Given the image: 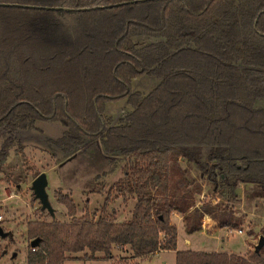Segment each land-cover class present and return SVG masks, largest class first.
Wrapping results in <instances>:
<instances>
[{
  "label": "trees",
  "instance_id": "obj_1",
  "mask_svg": "<svg viewBox=\"0 0 264 264\" xmlns=\"http://www.w3.org/2000/svg\"><path fill=\"white\" fill-rule=\"evenodd\" d=\"M2 3L13 4L0 5L4 182L19 188L25 174L37 176L21 138L40 132L39 121L63 128L46 138L54 159L98 140L109 171H121L102 207L89 211L86 201L80 216L71 193L54 190L70 220L28 222L26 264L77 253L110 260L114 247L128 254L121 264L158 250H175L174 264H264V247L245 256L176 250L171 220L178 213L198 229L207 215L238 229L236 189L248 185L250 199L254 186L264 191V0ZM143 76L157 80L146 92L134 88ZM121 99L128 109L114 119L106 106ZM202 179L212 196L197 203ZM119 197L133 202L123 220L107 210Z\"/></svg>",
  "mask_w": 264,
  "mask_h": 264
},
{
  "label": "rangeland",
  "instance_id": "obj_2",
  "mask_svg": "<svg viewBox=\"0 0 264 264\" xmlns=\"http://www.w3.org/2000/svg\"><path fill=\"white\" fill-rule=\"evenodd\" d=\"M157 80L143 76L134 82V88L146 92L156 84ZM257 106L264 107V102H257ZM124 99L108 103L106 113L114 119L127 110ZM37 125L40 132L24 133L21 138L23 153L29 163L33 164L38 174L47 173V192L50 203L54 209V216L47 210H41L39 202L34 198L31 190V182L36 177L31 173L25 174L19 188L7 185L4 176L0 173V216L4 231L11 234L5 238L0 237V264H26V252L28 239L26 226L30 221L46 220L53 217L59 221H69L66 208L58 203L54 197V190L62 189L63 192L71 193L76 204V215L80 216L86 209V201L89 211L99 210L106 198L107 189L111 182L121 176L120 168L109 171V158L100 148L98 140H92L89 144L76 150L69 155H61L56 151L57 159H54L46 147V138L58 137L63 128L57 123L39 121ZM1 142V139H0ZM15 149V148H14ZM207 149H200L197 154L205 156ZM13 148L9 154L11 159ZM108 171V172H107ZM37 174V175H38ZM196 175L197 171H193ZM201 176H203L201 174ZM95 178H98L97 180ZM203 188L195 192V201L201 202L209 199L212 194L208 193V185L201 180ZM241 192H237L238 202L235 204V215L242 220L238 229L206 227L196 230H188L183 223H179L180 215L173 213L171 220L177 226V244L180 250L206 251V252H234L244 254L253 250L258 237L264 235V191L254 186V197L246 198L243 185ZM112 195V194H111ZM133 208L132 200L123 201L121 197L113 199L107 210H114L117 219L127 218ZM49 214V216L47 215ZM186 217V216H185ZM193 225V219H189ZM219 222V219H217ZM183 221V220H182ZM212 222L214 220L211 219ZM216 223V222H214ZM219 226V223L217 224ZM241 230L242 233H237ZM252 232V234H249ZM113 259H87L83 253L68 256L62 264H121L128 254L117 247L113 248ZM100 255L99 253L96 254ZM147 257V258H146ZM139 259H128L127 264H174L175 252L163 251L153 256Z\"/></svg>",
  "mask_w": 264,
  "mask_h": 264
},
{
  "label": "water",
  "instance_id": "obj_3",
  "mask_svg": "<svg viewBox=\"0 0 264 264\" xmlns=\"http://www.w3.org/2000/svg\"><path fill=\"white\" fill-rule=\"evenodd\" d=\"M2 6H13V4L9 3H2L0 4ZM19 6V5H16ZM22 7H31V6H22ZM48 9H54V10H69L68 8H62V7H51ZM47 186H48V178L46 172L39 173L31 182V190L33 193L34 198L39 202L40 207L42 210H47V212L54 216V209L50 203L48 192H47ZM248 185L244 186V189H247ZM242 188L238 187L236 189V192H241ZM11 232L4 231L2 228V225L0 223V237L5 238L6 236L10 235ZM39 240L33 239L30 241V246L35 247L38 244ZM264 247V235H260L258 237L257 243L253 245V251L255 253H259L260 250Z\"/></svg>",
  "mask_w": 264,
  "mask_h": 264
},
{
  "label": "crops",
  "instance_id": "obj_4",
  "mask_svg": "<svg viewBox=\"0 0 264 264\" xmlns=\"http://www.w3.org/2000/svg\"><path fill=\"white\" fill-rule=\"evenodd\" d=\"M179 219H181V220H179V223L182 222L183 225H185V227H186L188 230H193V228H192V224H191V221H190L188 218H185L184 216H182V217H179ZM211 219L214 220V222H216V223L212 222ZM182 220H183V221H182ZM206 222H207V224H208V226H209L210 229H211V228H212V229L220 228V227L217 225V224L219 223L218 220H217V219H214V218H212V217H210V216H207V215H205V216L203 217V219H202V224H201V227H202V228L206 227ZM201 227H200V228H201ZM194 230H196V229H194ZM246 245H247V251H246L244 254L234 253V252H231V251L226 252V253H228V254H236V255H239V256H245V254L248 252V244L246 243ZM176 250H180V249H178V246L176 247ZM163 251H172V252H175V250H158L157 252H155L154 254H152V255H150V256L156 255V254H158V253H160V252H163ZM204 252H206V251H204ZM150 256H148V257H150ZM146 258H147V257H146Z\"/></svg>",
  "mask_w": 264,
  "mask_h": 264
},
{
  "label": "built area",
  "instance_id": "obj_5",
  "mask_svg": "<svg viewBox=\"0 0 264 264\" xmlns=\"http://www.w3.org/2000/svg\"><path fill=\"white\" fill-rule=\"evenodd\" d=\"M0 221H1V216H0ZM237 233L241 234L242 231L241 230H237Z\"/></svg>",
  "mask_w": 264,
  "mask_h": 264
},
{
  "label": "flooded vegetation",
  "instance_id": "obj_6",
  "mask_svg": "<svg viewBox=\"0 0 264 264\" xmlns=\"http://www.w3.org/2000/svg\"><path fill=\"white\" fill-rule=\"evenodd\" d=\"M10 232V231H9Z\"/></svg>",
  "mask_w": 264,
  "mask_h": 264
}]
</instances>
